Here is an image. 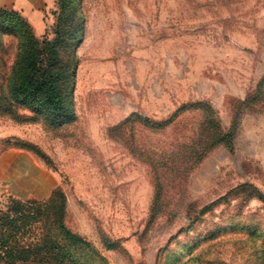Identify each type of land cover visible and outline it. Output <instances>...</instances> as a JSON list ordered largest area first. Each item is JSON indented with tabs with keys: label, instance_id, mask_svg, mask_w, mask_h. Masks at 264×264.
<instances>
[{
	"label": "rangeland",
	"instance_id": "obj_1",
	"mask_svg": "<svg viewBox=\"0 0 264 264\" xmlns=\"http://www.w3.org/2000/svg\"><path fill=\"white\" fill-rule=\"evenodd\" d=\"M55 1L44 30L31 26L38 39L52 37ZM74 2L83 36L73 121L52 126L22 99L0 108V208L9 196L44 200L59 187L67 226L105 264H264V93L254 94L264 77V0ZM196 102L225 132L237 122L232 144L213 147L185 177L165 178L151 217L154 177L133 147L169 149L200 114L186 111L161 132L134 125L113 139L108 130Z\"/></svg>",
	"mask_w": 264,
	"mask_h": 264
},
{
	"label": "trees",
	"instance_id": "obj_2",
	"mask_svg": "<svg viewBox=\"0 0 264 264\" xmlns=\"http://www.w3.org/2000/svg\"><path fill=\"white\" fill-rule=\"evenodd\" d=\"M55 4L52 37L41 39L19 11L0 8V90H9L0 101V108L8 113V106L22 99L37 105L35 111L49 124L62 126L74 118L69 102L83 18L74 0H56ZM262 93L264 77L254 94ZM186 111L200 114V122L190 136H183L169 149L133 147L137 159L149 166L154 177L156 193L151 217L159 210L164 179L185 177L192 165L216 145L231 146L237 122L233 121L225 132L213 108L196 102L182 105L161 121L133 114L108 130L113 139H120L134 125L161 132ZM65 218L66 197L59 187L44 200L9 196L6 206L0 208V264H105L92 244L67 226ZM102 242L107 249H118L116 243L106 239Z\"/></svg>",
	"mask_w": 264,
	"mask_h": 264
},
{
	"label": "crops",
	"instance_id": "obj_3",
	"mask_svg": "<svg viewBox=\"0 0 264 264\" xmlns=\"http://www.w3.org/2000/svg\"><path fill=\"white\" fill-rule=\"evenodd\" d=\"M53 5L54 0H0V8L19 11L36 32L44 30V14Z\"/></svg>",
	"mask_w": 264,
	"mask_h": 264
}]
</instances>
